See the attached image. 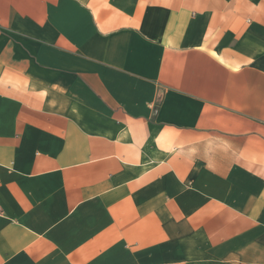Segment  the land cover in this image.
Segmentation results:
<instances>
[{"label": "crops", "instance_id": "crops-1", "mask_svg": "<svg viewBox=\"0 0 264 264\" xmlns=\"http://www.w3.org/2000/svg\"><path fill=\"white\" fill-rule=\"evenodd\" d=\"M0 264H264V0H0Z\"/></svg>", "mask_w": 264, "mask_h": 264}, {"label": "built area", "instance_id": "built-area-1", "mask_svg": "<svg viewBox=\"0 0 264 264\" xmlns=\"http://www.w3.org/2000/svg\"><path fill=\"white\" fill-rule=\"evenodd\" d=\"M1 209V208H0Z\"/></svg>", "mask_w": 264, "mask_h": 264}]
</instances>
